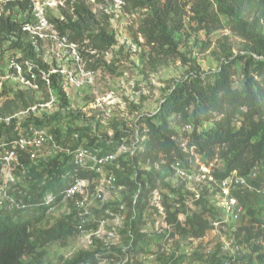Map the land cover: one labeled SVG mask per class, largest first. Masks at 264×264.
<instances>
[{
  "label": "built area",
  "instance_id": "1",
  "mask_svg": "<svg viewBox=\"0 0 264 264\" xmlns=\"http://www.w3.org/2000/svg\"><path fill=\"white\" fill-rule=\"evenodd\" d=\"M67 2L0 0V19L9 16L26 43L0 54V100L5 85L36 96L16 112L0 113V125H13L16 132L11 147L0 137V210L44 207L48 216L66 208L74 235L95 247L93 260L76 264H264L262 162L247 174L233 171L216 178L194 146L180 143L190 157L187 165L173 157V178L164 182L174 190L161 180L152 187L143 184L139 175L164 160L153 162L146 154L148 129L135 123L119 99L118 88H126L123 79H105L99 66L84 60L87 41L71 42L60 34L54 18L64 19ZM117 117L132 118L135 130L126 129L116 149H106L102 142L109 145L112 137L104 139V127ZM186 129L193 130L190 124ZM89 132L97 140L91 142ZM123 160L133 165L131 179L137 184L129 204V189L117 177ZM50 161L64 168L58 174L62 186L55 191L44 188L53 176L30 172ZM195 215L207 222L199 234L192 231Z\"/></svg>",
  "mask_w": 264,
  "mask_h": 264
},
{
  "label": "trees",
  "instance_id": "2",
  "mask_svg": "<svg viewBox=\"0 0 264 264\" xmlns=\"http://www.w3.org/2000/svg\"><path fill=\"white\" fill-rule=\"evenodd\" d=\"M70 2L72 4H69ZM122 2L127 11L146 10V17L139 25L138 32L150 47L149 58L153 65L171 57H179L188 65L186 76L173 85L158 111L154 115L143 116L148 129L146 154L153 162L161 161L162 158L164 161L161 171H156L155 167H152L145 176L140 174L142 183L148 181L152 187L161 180L173 191L170 182H164L166 177L173 178V170L170 167L173 157L180 158L185 165L189 162V152L181 147L175 138L177 131L169 125V118L173 115H179L182 124H190L193 128L189 134L188 147L194 146L195 152L207 163L220 161V166L213 169L216 178H224L233 171L241 175L247 174L257 162H262L264 172L263 23L259 26L260 18H264V0H122ZM68 4V8L63 11L64 19L60 21L54 18L60 34L66 35L71 42L87 41L86 45L94 50L107 51L115 46L114 33L107 26L100 25L86 0H70ZM186 7H189L193 21L202 24L203 29L227 27L250 43L242 70L244 78L241 86H235L234 80L238 58L225 44L219 43L224 61L219 69L212 73L200 72L195 62L179 52V42L175 41L174 35L183 28ZM6 41L20 46L26 44L25 34L9 16L0 19V49ZM12 90L16 91V88ZM55 90L62 94V89L56 85ZM19 94L22 97L17 98H20L22 107L28 106L34 100L32 96H24L27 94L25 92L20 91ZM11 112L13 113L12 110L4 111L3 114ZM13 127L11 125L4 128L3 124L0 125V137L4 136L5 147H11V141L16 136ZM90 133L87 134L88 137L91 136ZM124 134L126 132L118 128L114 132L112 143L108 145L104 140L102 145L106 149L115 150L118 140ZM90 139L91 142L97 140L93 135ZM1 149L3 148L0 147ZM122 163L124 171H117V177L120 182L126 183L131 196L137 189V184L131 179L133 165L130 161L123 160ZM56 165L57 161H50L41 163L40 170L39 167L30 169L37 177L53 176V179H48L44 186L48 191H55L62 186L58 174L64 168L61 165L56 168ZM45 217L47 216L44 207H30L14 213L0 210V264H28L26 256L33 253L40 244L43 245L48 240V234L57 238L64 230L71 232L72 227L65 229V221L59 220L56 226L44 232L46 233L44 242H36L35 229ZM191 223L194 234L204 232L207 227V222L199 215H195ZM93 259L91 253H83L73 263Z\"/></svg>",
  "mask_w": 264,
  "mask_h": 264
},
{
  "label": "rangeland",
  "instance_id": "3",
  "mask_svg": "<svg viewBox=\"0 0 264 264\" xmlns=\"http://www.w3.org/2000/svg\"><path fill=\"white\" fill-rule=\"evenodd\" d=\"M87 2L96 14L100 25L107 26L114 33L116 44L108 49L107 52L94 50L86 45L84 60L88 65L99 66L105 79L106 77L112 78L114 81L116 78L123 79L122 81L125 82L126 88H118L119 99L127 106L129 114H134L132 118L135 123L139 124L142 122L147 128L146 123L143 121V116L154 115L158 111L165 95L177 81L186 76L188 65L184 64L179 57H171L153 65L149 58L150 47L138 32L139 25L146 17V10H135L133 12L128 10L129 13L126 10L127 7H123V4L120 5L114 0ZM69 4L72 3L70 2ZM60 12L57 11V15ZM191 16L192 13L189 11V7H186L183 28L174 35L175 41L179 42V52L187 59L195 62L199 66L200 72L212 73L218 70L224 61L222 48L219 43L225 44L238 58V62L235 65L237 72L234 80L235 86H241L244 78L242 70L250 43L227 27L211 30L203 29V25L193 21ZM223 20L226 21L224 17ZM262 23L264 27V18H260L259 26ZM10 41L4 43L0 54L6 53L5 51L7 50L3 51L4 48H10L12 51L17 49L19 45H15ZM2 60L3 56L0 55V68H2ZM131 83H135V86L133 87ZM4 88L3 98L0 100V113L3 114L4 111L11 110L16 112L23 108L20 106V98H17V96L22 97L19 94L22 90L17 88L16 91L12 90L14 87H11V85H5ZM25 93L27 94H24V96L33 97L32 103L36 101L35 94L32 92ZM10 108L12 109L10 110ZM137 116H140L138 120ZM132 118L128 120V118L120 119L117 117L109 121L107 126L104 127V137H113L114 132L118 128L123 131L131 128L134 132L135 128L132 129L130 125L133 122ZM169 125L177 131L176 140L188 146L190 131L186 129L187 124L181 123V117L179 115L171 116ZM201 161L202 163L206 162L202 159ZM207 164V168L211 170L220 166V161L214 160ZM161 167L162 163L159 168H155L156 171H161ZM129 198V195H126L127 204L130 203ZM65 212L66 208H61L52 215L45 217L35 229L34 240L36 242H44L46 234L44 232L56 226L59 220L65 221V229L70 227ZM129 214L130 211L127 212V217ZM47 239L43 245L40 244L33 253L26 256L25 260L28 264H76L73 263L74 260L83 253H91L94 258L95 247L82 242L79 236L74 235L72 229L71 232L70 230H64L57 238L48 234Z\"/></svg>",
  "mask_w": 264,
  "mask_h": 264
}]
</instances>
